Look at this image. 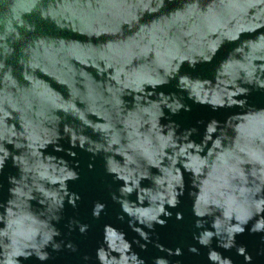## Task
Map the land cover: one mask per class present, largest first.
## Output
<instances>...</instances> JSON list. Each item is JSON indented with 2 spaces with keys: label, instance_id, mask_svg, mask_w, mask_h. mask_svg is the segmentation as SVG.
I'll list each match as a JSON object with an SVG mask.
<instances>
[{
  "label": "water",
  "instance_id": "water-1",
  "mask_svg": "<svg viewBox=\"0 0 264 264\" xmlns=\"http://www.w3.org/2000/svg\"><path fill=\"white\" fill-rule=\"evenodd\" d=\"M0 264H264V0H0Z\"/></svg>",
  "mask_w": 264,
  "mask_h": 264
}]
</instances>
